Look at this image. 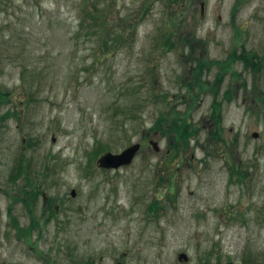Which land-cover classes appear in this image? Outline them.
I'll return each mask as SVG.
<instances>
[{
	"label": "rangeland",
	"instance_id": "rangeland-1",
	"mask_svg": "<svg viewBox=\"0 0 264 264\" xmlns=\"http://www.w3.org/2000/svg\"><path fill=\"white\" fill-rule=\"evenodd\" d=\"M0 96V264H264V0H0Z\"/></svg>",
	"mask_w": 264,
	"mask_h": 264
},
{
	"label": "trees",
	"instance_id": "trees-1",
	"mask_svg": "<svg viewBox=\"0 0 264 264\" xmlns=\"http://www.w3.org/2000/svg\"><path fill=\"white\" fill-rule=\"evenodd\" d=\"M97 6V5H96ZM97 7H95L96 9ZM92 20L95 21L96 17L92 14ZM85 22V20H83V22L81 21L80 23L83 26V23ZM181 39V38H180ZM184 43V41H183ZM186 43V41H185ZM175 43H173L174 45ZM233 57L237 58L235 53L233 52ZM238 58L241 59V61L243 60L246 67H249V69H255V70H260V68L262 67V59L258 54H256L255 52H248L247 50H244L243 53L241 55L238 56ZM204 64V63H203ZM206 64H204L205 66ZM224 69V68H223ZM188 88H191V85H188ZM0 98H2V96H0ZM229 100L231 99L230 96L228 95ZM220 105H214L213 106V117H218L219 113H220ZM187 115V114H185ZM219 124V122H217ZM154 130L156 131H160V132H164L165 135L168 134H172L170 135V138H172V142L175 143V147L178 148L180 146H182L181 143H186L188 144L191 138H193L194 136L197 135L198 131L197 128L195 126H192L190 124V121L187 120L186 116H180L179 118L173 117V119L171 121H169L168 117H166V115H164L162 118H160L157 121V126L154 128ZM212 138L217 139V140H221V133L214 129L213 133H212ZM232 169V172L234 171L235 173H241V171L239 170H234L232 167H230ZM17 172H13V174H15L12 178L16 177V174H20L22 172H26L24 170L23 165L18 166V168L16 169ZM14 180V179H13ZM36 193H27L25 195V197L22 199L23 201H25V203L27 204L28 207H30L32 201L31 199L34 198V195Z\"/></svg>",
	"mask_w": 264,
	"mask_h": 264
},
{
	"label": "water",
	"instance_id": "water-1",
	"mask_svg": "<svg viewBox=\"0 0 264 264\" xmlns=\"http://www.w3.org/2000/svg\"><path fill=\"white\" fill-rule=\"evenodd\" d=\"M258 134H254V138H256ZM156 149L158 150L157 145L155 144ZM141 149V144L134 143L132 146L128 147L127 149L123 150L121 153H104L100 159H98V166L101 168L106 169H119L124 167V165H129L132 163L134 158L136 157L137 153ZM72 197L76 196V191L74 190L71 194ZM180 259H184L185 261L188 260V256L184 253H181ZM124 264V263H119ZM229 264H235L233 262Z\"/></svg>",
	"mask_w": 264,
	"mask_h": 264
},
{
	"label": "flooded vegetation",
	"instance_id": "flooded-vegetation-1",
	"mask_svg": "<svg viewBox=\"0 0 264 264\" xmlns=\"http://www.w3.org/2000/svg\"><path fill=\"white\" fill-rule=\"evenodd\" d=\"M204 7V5L202 4V8ZM203 10H204V8H203ZM15 174H13V176H14ZM19 176H25V172H22V173H18V174H16V177L15 178H12V179H17ZM45 197V196H44Z\"/></svg>",
	"mask_w": 264,
	"mask_h": 264
}]
</instances>
